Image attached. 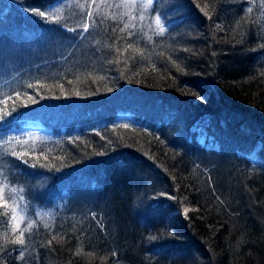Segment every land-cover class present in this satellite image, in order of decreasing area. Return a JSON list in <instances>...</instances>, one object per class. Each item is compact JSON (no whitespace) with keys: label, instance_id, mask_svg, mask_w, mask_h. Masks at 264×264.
Listing matches in <instances>:
<instances>
[{"label":"trees","instance_id":"1","mask_svg":"<svg viewBox=\"0 0 264 264\" xmlns=\"http://www.w3.org/2000/svg\"><path fill=\"white\" fill-rule=\"evenodd\" d=\"M54 1L0 0V121H145L0 149V264H264V0H152L163 35ZM15 196L51 206L24 245Z\"/></svg>","mask_w":264,"mask_h":264},{"label":"rangeland","instance_id":"2","mask_svg":"<svg viewBox=\"0 0 264 264\" xmlns=\"http://www.w3.org/2000/svg\"><path fill=\"white\" fill-rule=\"evenodd\" d=\"M69 1L77 2V0H66L65 2ZM97 3L103 5L112 14L123 15L128 23H135L138 26L141 25L143 28L151 27L152 32H157L159 30L154 22L155 17L158 14L155 12H149L147 7H143L144 5H148V0H97ZM133 3L135 4V7H130ZM65 4L66 3L61 0H55L54 2L48 4L47 8L50 13H47L52 16L62 14L66 10V7L64 6ZM141 17H143V19H140ZM149 37H151V35ZM5 83L2 82V86ZM0 92L3 93V95L5 94L3 89ZM135 113L118 105L112 113L113 116L109 119L100 120L98 122L97 120H87V122H84L87 123L85 128H63L53 133L48 128L41 125L38 120L33 118H15L13 120L0 123V149H5L8 146L26 147L27 145H33V143H39L42 141L51 142L61 138H71L80 133H84L87 130H101L109 124H129L133 126H140L141 124H144L145 119L137 117ZM203 119L205 121L202 122L203 124H201L200 127H190V131H192L191 135L196 134L195 138H198L200 141H204L205 139V135L203 133L206 124L208 125L209 123V119L201 117L195 119L196 122L193 123V126L199 125ZM6 186L8 185L2 182V177L0 176L1 202H4L2 197L6 192ZM18 198V196H15L9 202L11 204L9 230L12 234H16V230L20 233L24 228L31 226L36 218L40 217L43 223L49 221L48 215H50L49 210L51 208L49 202H41L38 204L31 203L33 207H30L28 210L27 203L19 202ZM57 201L58 199H54L53 202Z\"/></svg>","mask_w":264,"mask_h":264},{"label":"snow or ice","instance_id":"3","mask_svg":"<svg viewBox=\"0 0 264 264\" xmlns=\"http://www.w3.org/2000/svg\"><path fill=\"white\" fill-rule=\"evenodd\" d=\"M152 3V0H148V5H150ZM148 5H144L143 7H148ZM130 7H135V4L133 3L132 5H130ZM250 11V10H249ZM38 15H41V16H43L44 15V13H37ZM162 18H163V13H160V14H158L156 17H155V24H156V26L159 28V34L160 35H163L164 34V32H165V27L164 26H162ZM113 19H116V17H113ZM140 19H143V17H141ZM93 23H94V21H93ZM128 27V25H125V28H127ZM84 30L85 31H87V25H85L84 26ZM72 31H74V29H72ZM121 31H123V29H121ZM130 35H131V33H130ZM35 101H33V103H34ZM13 155H17L16 153H12ZM187 211V210H186ZM20 236H21V238L20 239H18L17 241H15L14 243H17V244H19V245H24V243H25V241H24V239L22 238L23 236H24V233L23 232H21L20 233Z\"/></svg>","mask_w":264,"mask_h":264},{"label":"bare ground","instance_id":"4","mask_svg":"<svg viewBox=\"0 0 264 264\" xmlns=\"http://www.w3.org/2000/svg\"><path fill=\"white\" fill-rule=\"evenodd\" d=\"M125 125H129V124H125ZM143 124H141L140 126H142ZM132 126V125H131ZM137 127V126H136ZM96 130V129H95Z\"/></svg>","mask_w":264,"mask_h":264}]
</instances>
